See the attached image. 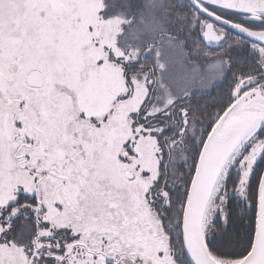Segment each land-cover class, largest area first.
<instances>
[{
  "label": "snow or ice",
  "instance_id": "snow-or-ice-1",
  "mask_svg": "<svg viewBox=\"0 0 264 264\" xmlns=\"http://www.w3.org/2000/svg\"><path fill=\"white\" fill-rule=\"evenodd\" d=\"M0 264H264V0H0Z\"/></svg>",
  "mask_w": 264,
  "mask_h": 264
}]
</instances>
